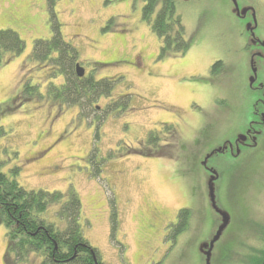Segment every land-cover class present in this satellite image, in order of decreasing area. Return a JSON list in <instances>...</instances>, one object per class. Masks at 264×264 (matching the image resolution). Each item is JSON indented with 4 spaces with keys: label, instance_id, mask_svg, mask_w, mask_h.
Here are the masks:
<instances>
[{
    "label": "rangeland",
    "instance_id": "obj_1",
    "mask_svg": "<svg viewBox=\"0 0 264 264\" xmlns=\"http://www.w3.org/2000/svg\"><path fill=\"white\" fill-rule=\"evenodd\" d=\"M237 2L255 18L252 12L238 16L232 0H179L192 47L162 58L161 38L143 18V0H54L63 35L78 48L86 72L97 68L98 79H118L114 97H102L84 117L77 105L14 100L28 77L46 91L51 67L27 59L36 39L53 36L52 15L49 0H0V29H14L26 44L0 65V105L8 109L0 116L1 169L29 190L75 189L85 236L105 264H206L202 248L221 218L203 162L243 134L252 109L262 106L253 104L261 93L254 89L264 85V0ZM254 19L259 43L248 29ZM218 61L224 67L213 73ZM122 95H128L126 105L107 113ZM257 128L256 146L208 160L218 174L217 206L230 216L211 264H257L262 257L264 125ZM183 208L192 217L180 234L174 228ZM58 209L45 216L58 222ZM7 248L2 224L0 264Z\"/></svg>",
    "mask_w": 264,
    "mask_h": 264
},
{
    "label": "trees",
    "instance_id": "obj_2",
    "mask_svg": "<svg viewBox=\"0 0 264 264\" xmlns=\"http://www.w3.org/2000/svg\"><path fill=\"white\" fill-rule=\"evenodd\" d=\"M143 1V18L161 38L160 57L171 53L186 54L192 47V39L187 35L182 16L177 11L179 0ZM49 9L53 36L36 39L27 59V63L36 62L51 67L46 91H41V84L28 77L20 96L14 100L21 104L23 101L46 98L63 107L77 105L81 114L87 117L92 110H97L96 105L102 97H114L118 79H98L95 74L97 68L91 73L86 72L83 77L77 74V64H81L79 50L64 37L62 24L54 12V0H49ZM25 47V41L17 31L0 29V65L23 53ZM223 67L224 63L218 61L212 66V72L218 73ZM127 98L128 95H122L119 102L112 100L105 111L108 113L126 105ZM2 108L0 105V116L8 113L7 108ZM2 133L5 129L0 126V135ZM151 139L157 141L155 135ZM14 171L18 172L19 168ZM55 205L59 206L56 212L58 222L45 216ZM81 213L82 201L75 189L70 188L65 193L29 190L17 179L9 177L0 163V225L4 224L7 228L6 264H33L32 259L36 258V264H105L99 251L85 236ZM191 217V209H181L175 232L187 231ZM261 253L262 257L256 258L257 264H262L264 260V249Z\"/></svg>",
    "mask_w": 264,
    "mask_h": 264
},
{
    "label": "water",
    "instance_id": "obj_3",
    "mask_svg": "<svg viewBox=\"0 0 264 264\" xmlns=\"http://www.w3.org/2000/svg\"><path fill=\"white\" fill-rule=\"evenodd\" d=\"M183 1H189V0H183ZM232 2L235 6V10H236V13L238 14V16L245 17L246 14L248 13V11L252 10L253 16L255 18V11L252 8L241 9L237 0H232ZM255 21H256V19H255ZM256 26L253 27L252 24H249L248 29L251 30L253 33ZM253 35H254V33H253ZM261 44H262V46H264V42H262ZM260 55H262V54H260ZM252 70H253V76L250 80L251 86H253V84L257 80V68L255 67L253 60H252ZM77 74L80 77H83L86 74V68L83 65H81L80 63L77 64ZM245 139H246V136H243L241 138V141H244ZM214 151L215 150H213L209 153L210 157L215 153ZM209 155H207V158L205 159L204 164H207V160L210 158ZM217 179H218V174H217L216 170H214L213 176H210V178H209V190H210L212 205H213L214 209L221 215L222 218H221V224L218 227L216 235L211 239V241L209 243H205L203 248H202V251L204 252L205 257H206V264H211L212 254H213V250L215 248V245H216L217 241L221 238L224 230L227 228V226L229 225V222H230V216H228L225 212L221 211L217 206L216 194H215V181ZM263 264H264V260H263Z\"/></svg>",
    "mask_w": 264,
    "mask_h": 264
},
{
    "label": "flooded vegetation",
    "instance_id": "obj_4",
    "mask_svg": "<svg viewBox=\"0 0 264 264\" xmlns=\"http://www.w3.org/2000/svg\"><path fill=\"white\" fill-rule=\"evenodd\" d=\"M249 12H252V16H253V11L250 10V11H248L247 14H249ZM242 18H244V17H242ZM256 25L257 24H256V21L254 19V23H252V26L254 27ZM255 29H254V35L252 36V38H253V41L255 43H259L258 39H256L254 37L255 36ZM260 45H261V47H264V46H262V44H260ZM260 56H262V55H260ZM254 90H258L259 92L261 91L260 95L257 97L256 101L254 102V105L255 104H260L262 106L260 108L259 107H254L252 109V111H251L252 115L251 116H252L253 119L250 121V124L248 125V127L244 130L245 132L243 134H239L238 137L235 139V141H228V142L226 141V143H223V145H221L218 148L214 149L215 150L214 154H216V153H224V152L230 151L231 154L236 156V155H239L242 147H244V148L254 147V146H256L258 144L257 143V135H256V133H259V131H258L257 127L264 125V88H262V89L258 88V89H254ZM243 136H246V139L244 141H241V138ZM209 157H210V155H209ZM208 160H207V164H208ZM207 164H204V162H203V165H204L206 171L209 172L210 176H213V171L215 169L209 167ZM220 218H222L221 215H220ZM262 264H263V262H262Z\"/></svg>",
    "mask_w": 264,
    "mask_h": 264
}]
</instances>
